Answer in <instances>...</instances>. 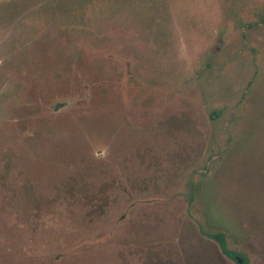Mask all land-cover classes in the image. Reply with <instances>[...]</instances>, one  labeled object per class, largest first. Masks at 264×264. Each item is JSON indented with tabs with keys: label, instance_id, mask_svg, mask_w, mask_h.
Masks as SVG:
<instances>
[{
	"label": "rangeland",
	"instance_id": "obj_1",
	"mask_svg": "<svg viewBox=\"0 0 264 264\" xmlns=\"http://www.w3.org/2000/svg\"><path fill=\"white\" fill-rule=\"evenodd\" d=\"M237 258L264 264V0H0V264Z\"/></svg>",
	"mask_w": 264,
	"mask_h": 264
},
{
	"label": "trees",
	"instance_id": "obj_2",
	"mask_svg": "<svg viewBox=\"0 0 264 264\" xmlns=\"http://www.w3.org/2000/svg\"><path fill=\"white\" fill-rule=\"evenodd\" d=\"M208 237H210L211 239H215L221 246V249L223 251L224 254H226L228 257L230 258H235V254L234 253H231L229 251H227L225 249V242L223 241L222 237L220 235H217V234H207ZM241 264V263H239ZM244 264V263H243Z\"/></svg>",
	"mask_w": 264,
	"mask_h": 264
},
{
	"label": "water",
	"instance_id": "obj_3",
	"mask_svg": "<svg viewBox=\"0 0 264 264\" xmlns=\"http://www.w3.org/2000/svg\"><path fill=\"white\" fill-rule=\"evenodd\" d=\"M237 261H238L239 263H241V259H240V258H237Z\"/></svg>",
	"mask_w": 264,
	"mask_h": 264
}]
</instances>
